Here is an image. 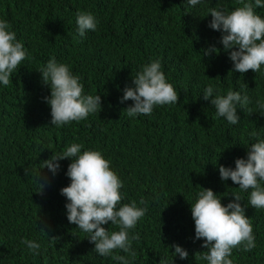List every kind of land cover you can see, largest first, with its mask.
I'll list each match as a JSON object with an SVG mask.
<instances>
[{"label":"trees","instance_id":"trees-1","mask_svg":"<svg viewBox=\"0 0 264 264\" xmlns=\"http://www.w3.org/2000/svg\"><path fill=\"white\" fill-rule=\"evenodd\" d=\"M238 6L239 0H201L194 7L187 0H0V20L29 53L10 84L0 83V264H120L95 253L89 234L68 221L63 169L53 175L42 168L73 143L81 150L111 144L100 150L123 184L118 207L135 201L147 209L129 230L130 238L139 236L132 240L136 257L122 250L113 255L126 256L130 264H160L161 258L167 264H208L202 259L204 240L195 239L191 204L211 188L227 204L239 194L252 221L256 247L234 248L233 264H264V210L245 206L250 192L219 173V165L230 167L227 161L257 141L251 131L264 139V111L257 106L264 102V64L258 73L234 72L222 32L208 26L209 9L230 12ZM78 10L98 21L84 37L77 33ZM255 11L264 18V7ZM212 45L219 54L204 56ZM52 57L79 75L85 95H101V111L61 127L51 124L43 99L51 90L38 70ZM153 60L161 62L179 103L129 117L125 109L133 101L121 102L123 90ZM208 85L249 97L245 109L237 105L238 124L216 116L214 97L203 98ZM103 227L118 230L111 222ZM25 238L41 245L39 255L21 243ZM174 244L188 251L187 259L174 255Z\"/></svg>","mask_w":264,"mask_h":264},{"label":"clouds","instance_id":"clouds-1","mask_svg":"<svg viewBox=\"0 0 264 264\" xmlns=\"http://www.w3.org/2000/svg\"><path fill=\"white\" fill-rule=\"evenodd\" d=\"M187 3L194 7L201 0H187ZM239 4L241 6L230 12L215 7L209 9L212 20L208 26L222 32L220 42L225 51L231 50L229 56L233 61L234 72L244 74L252 70L258 73L264 64V18L255 9L264 7V0H254V3L253 0H239ZM97 23L91 12H76L77 33L80 37H84L88 30L95 31ZM11 27L6 20H0V83L4 86L10 84V77L21 62L29 58L25 45L17 40V34ZM218 50L212 45L203 51V55L209 56L213 51L219 54ZM38 71L42 73L43 85L50 86V95L43 99L50 105L52 125L61 127L101 111V95H85L79 75H74L67 63L57 62L52 57ZM123 91L121 102L133 101L125 109L129 117L151 115L155 106L175 104L180 100L173 84L167 81L159 60L143 65L142 70L134 76L132 85L126 86ZM211 97H214L211 104L215 106L216 116L225 118L231 125L240 121L237 105L245 109L250 103L249 97L242 96L239 91L229 89L225 95L213 85H208L203 98L208 100ZM257 106L264 111V102L258 100ZM199 135L202 136L201 133ZM249 136L257 141L247 147L248 151H242L227 161L230 167L219 165V173L223 181L231 179L243 192H250L247 201L243 202L245 206L264 210V139H258L255 130ZM109 145L99 148L104 149ZM81 148V144H71L61 154H54L44 160L42 168L48 169L53 175L63 169L64 187L61 194L68 201L65 205L67 219L78 232L80 229L89 234L87 239L95 245L93 251L103 257L111 256L120 264H130L126 256L113 255V252L122 250L128 257H136L132 240L139 239V236L130 238L129 230L136 227L147 209L138 207L135 201L118 207L123 198L120 192L123 184L112 170L111 160L100 149ZM64 159L67 162L61 166L59 161ZM41 176L42 173L39 177L42 186L39 193L42 194L45 184L41 183ZM232 195L234 200L227 204L211 188H203L195 204H191L195 239L204 240L202 247L207 251L202 259L208 264H233L230 257L234 248L242 246L243 251L249 252L256 247L252 221L245 215V207L240 203L241 196L236 193ZM109 222L118 226V230L110 231L103 227ZM41 230L45 231L44 228ZM21 243L39 255V243L26 238ZM171 247L175 249V256L188 258L189 253L182 246L174 244ZM160 264H167V260L161 258Z\"/></svg>","mask_w":264,"mask_h":264}]
</instances>
